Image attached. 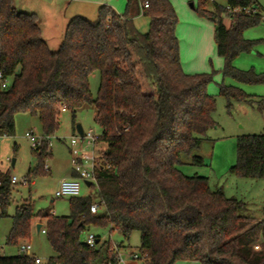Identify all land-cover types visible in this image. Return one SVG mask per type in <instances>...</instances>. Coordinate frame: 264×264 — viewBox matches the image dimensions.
Segmentation results:
<instances>
[{
    "label": "trees",
    "instance_id": "obj_1",
    "mask_svg": "<svg viewBox=\"0 0 264 264\" xmlns=\"http://www.w3.org/2000/svg\"><path fill=\"white\" fill-rule=\"evenodd\" d=\"M133 3L135 14H131ZM208 4L209 0H197L191 7L213 23L222 75L241 83H264V72L232 65L236 56L252 50L256 40L244 38L243 31L259 24L260 16L225 11L226 6L261 9L258 0ZM140 12L149 19L147 31L134 22ZM177 23L170 0H126L123 13L102 4L93 20L71 17L58 49L52 51L42 39L34 12L18 10L13 0H0V72L7 82L0 86V136H13L14 115L25 113L39 119L48 137L59 128L62 107L70 111L75 132L76 111L91 104L101 129L97 142L105 144L104 161L95 171L96 197H70L69 213L62 216L34 213L32 204L24 201L11 216L7 244L19 245L20 239L29 236L33 218L40 216L53 252L45 264H95L100 248L89 247L81 237L91 223H109L124 238L138 231L140 253L147 254L148 264L180 260L264 264V220L243 215L244 202L212 191L206 177L186 175L179 168L182 156L192 154L216 122L215 98L207 92L212 74L183 70ZM94 72L100 77L95 98L89 83ZM219 93L227 106L232 101L253 100L233 85L221 84ZM34 151L38 167L28 170L24 182H30L44 166L47 140ZM191 164L202 165L203 160L192 155ZM230 171L264 179V133L237 136L236 162ZM11 185L9 175L0 172V217L7 215ZM95 201L102 214L90 212ZM117 260L108 247L104 264ZM0 264L35 262L20 253L0 255Z\"/></svg>",
    "mask_w": 264,
    "mask_h": 264
},
{
    "label": "rangeland",
    "instance_id": "obj_2",
    "mask_svg": "<svg viewBox=\"0 0 264 264\" xmlns=\"http://www.w3.org/2000/svg\"><path fill=\"white\" fill-rule=\"evenodd\" d=\"M103 1L119 13L125 11L126 0ZM216 1L224 3V0ZM170 2L178 17L176 34L182 68L190 74H212V80L207 85V92L215 98L213 119L216 125L207 131L199 147L192 154L182 156V164L179 168L186 175L197 174L206 177L212 191L220 190L226 197L244 202L245 208L241 211L243 215L256 220H264V179L247 178L230 171V167L236 162L237 136L264 133V83L247 84L237 82L231 77H224L221 72L223 59L216 53L213 23L199 17L191 7V3L196 4L197 0H170ZM210 2L211 0H209V4ZM258 2L261 9H264V0H258ZM91 3H88L87 6L83 5L86 18L88 15L96 16L97 8H94L92 13ZM74 6L75 4L71 5V7ZM135 7L136 5L133 3L131 14H135ZM22 8L35 11L43 29L55 38H58L61 33L60 17L65 20L66 25L70 20L67 16L70 11H67V8L62 5V0H53L48 3L40 0H26ZM81 10L78 7L76 11L83 16ZM224 21L229 25L227 17L224 18ZM134 22L141 31H147L149 28V19L141 12L135 15ZM243 37L256 41L252 50L236 56L232 65L240 70L252 69L257 73L264 72V21L245 29ZM99 81L98 72L90 75V90L94 98L97 94ZM221 84L241 88L245 93L251 95L252 102L232 101L231 105L227 106L226 98L219 93ZM258 103L262 104L261 108H258ZM94 113L93 105H83L76 111L75 125L80 124L83 131L91 130L94 134L100 135L101 129L94 121ZM14 128L13 136H0V172L18 179V183L11 185L7 215L0 217V255L20 254L22 252L19 250V245L29 244L31 249L25 254L38 257L42 264H45L53 252L46 234L37 232L35 228V221L43 218L40 216L33 218L29 236L20 239L19 245L7 244L6 237L11 229V216L14 214L15 207L24 201L32 204L34 213L45 211L57 216L68 215L70 197L55 198L54 192L60 178L73 172L69 140L76 130L75 132L72 130L70 111H62L59 115L58 130L47 138L49 155L43 158L44 166L33 175L30 182H24L28 170L37 168L39 163L37 152L32 148L25 133L33 131L37 136L44 135L39 119L25 113L14 115ZM103 148H105V144L101 141L97 142L95 153L98 157L102 156ZM192 155H199L203 164H191ZM13 159L14 164H12ZM96 189V185L89 188L81 182L80 196L91 194L96 197ZM103 212L104 210H99L98 214ZM89 233L99 237V243H96V246L100 248L101 255L95 264H104L108 247L117 255L118 260L115 264H139V261H134L131 258L132 252H141L138 231H133L128 238H124L109 223L105 225L91 223L81 235L82 239ZM103 243L107 245L103 246Z\"/></svg>",
    "mask_w": 264,
    "mask_h": 264
},
{
    "label": "built area",
    "instance_id": "obj_3",
    "mask_svg": "<svg viewBox=\"0 0 264 264\" xmlns=\"http://www.w3.org/2000/svg\"><path fill=\"white\" fill-rule=\"evenodd\" d=\"M212 1V0H211ZM145 2L142 4L146 6ZM225 11L227 15H236L243 14L246 16L259 15L261 21H264V9H260L256 6H235L230 7L226 6ZM6 80L3 79L0 72V86L4 88L6 86ZM61 111H65V108L62 107ZM26 138L30 141L32 148L38 149L41 146V143L44 140H47L46 136H37L33 131L25 133ZM99 135L94 134L91 130L83 131L82 135H79L75 132L69 140V151L71 153V162H72V171L76 173V176L70 178H62L54 192L55 198L62 197H76L80 195V183L85 181L90 182L89 188H93L94 185L97 186V178L95 171L104 161L103 157H98L95 153L96 144L98 141ZM48 142V140H47ZM49 145V143H48ZM10 183H18V179L15 176H9ZM99 207L97 202H93L90 206V212L96 213ZM42 233H45L44 229L40 230ZM85 242L89 247H93L96 244V236L93 234H87L84 238ZM255 249H259V245H254ZM31 249L29 244L19 245V250L22 253H26ZM35 264H42V261L38 257H32ZM131 258L134 261H139V264H148L147 254L146 253H137L132 252Z\"/></svg>",
    "mask_w": 264,
    "mask_h": 264
},
{
    "label": "crops",
    "instance_id": "obj_4",
    "mask_svg": "<svg viewBox=\"0 0 264 264\" xmlns=\"http://www.w3.org/2000/svg\"><path fill=\"white\" fill-rule=\"evenodd\" d=\"M26 0H13V4H14V6L18 9V10H20V11H25V12H34L35 14H36V12L35 11H33V10H26V9H24V8H22V5H23V3L25 2ZM40 1H42V2H44V3H48V2H52L53 0H50V1H46V0H40ZM91 2H94V3H91ZM19 3V4H18ZM88 3H91V11H92V13L94 12V8H98V6L99 5H102V4H104V5H107V6H109V7H111L110 5H108V4H106V2H104L103 0H97V1H91V0H62V5L65 7V8H67V11H70V14L68 13L67 14V16L69 17V18H71V17H73V16H75V15H80L79 13H77V11L76 10H78V7H80V9H82L81 11V13H82V15L84 16V15H86V14H84V12H83V8H84V6L83 5H86L87 6V4ZM72 4H75V6L74 7H71V5ZM69 8H71V10H69ZM112 9H113V7H111ZM73 9V10H72ZM115 10V9H114ZM116 11V10H115ZM116 12H118V11H116ZM61 13V12H60ZM119 13V12H118ZM37 15V14H36ZM65 16H66V14H65ZM86 17V16H85ZM95 17L96 16H94V14L93 15H88V19H91V20H93V19H95ZM60 23L62 24L61 25V33H60V35H59V37L58 38H55V37H53L52 35H50L47 31H45L44 29H43V26L41 25V22H40V20L38 19V24H39V26H40V29H41V36H42V39L46 42V44H47V46H48V48L50 49V50H52V51H54V50H56L58 47H59V45H60V43H61V41H62V38H63V34H64V30H65V27H66V22H65V20H63L61 17H60ZM65 25H64V24ZM224 23L226 24V22L224 21ZM227 25V24H226ZM64 28V29H63ZM57 35V34H56ZM70 177H74L73 176V172H70V173H68V174H66L65 176H63V177H61L60 178V180L62 179V178H70ZM59 180V181H60ZM86 186V185H85ZM88 187V186H87ZM99 210H103V208H100V209H98V211ZM45 223V219L43 218L42 220L40 219H37L36 221H35V228H36V226H37V224H40V229H39V231H37V229H36V231L37 232H41L40 230H41V226L43 225ZM42 233V232H41ZM34 257V256H33ZM174 264H200V262L199 261H197V260H191V261H185V260H180V261H176Z\"/></svg>",
    "mask_w": 264,
    "mask_h": 264
},
{
    "label": "water",
    "instance_id": "obj_5",
    "mask_svg": "<svg viewBox=\"0 0 264 264\" xmlns=\"http://www.w3.org/2000/svg\"><path fill=\"white\" fill-rule=\"evenodd\" d=\"M46 1H50V0H46ZM191 6H192V3H191ZM75 130H76V132H77L79 135H82V134H83V129H82V127H81L80 124H76V125H75ZM12 164H14V159L12 160ZM84 184H85L86 186H90V182H89V181H85ZM36 229H37V231H39V229H40V224H37ZM97 242H98V239L96 240V243H97Z\"/></svg>",
    "mask_w": 264,
    "mask_h": 264
}]
</instances>
